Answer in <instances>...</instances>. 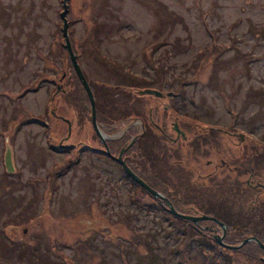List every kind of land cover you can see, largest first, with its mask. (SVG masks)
I'll return each mask as SVG.
<instances>
[{
    "label": "rangeland",
    "instance_id": "374dc122",
    "mask_svg": "<svg viewBox=\"0 0 264 264\" xmlns=\"http://www.w3.org/2000/svg\"><path fill=\"white\" fill-rule=\"evenodd\" d=\"M68 6L72 44L90 83L111 86L108 92L92 89L108 149L117 155L131 147L130 168L145 179L152 173L154 181L144 180L157 183L152 187L179 212L203 213L186 191L222 197L235 181L245 204L258 199L263 206L264 0H69ZM63 8V0H0V264H148L152 254L160 264H226L218 246L200 249V242L185 237L175 226L178 219L163 213L164 198H158L160 209L145 187H132L121 163L89 153L80 157L82 146L103 143L90 98L71 72ZM96 36L97 59L89 44ZM215 42L225 48L213 51ZM127 72L142 79V86L143 78L154 79L144 88L168 97L139 98L137 89L121 90ZM118 84L120 91L112 88ZM112 94L122 97L123 112L129 103L162 129L156 167L148 170L147 159L134 155L138 145L132 140L147 118L131 107L129 116L100 119L98 100L106 103ZM62 143L77 148L67 155ZM161 187L177 193L176 201ZM202 224L203 232L216 226ZM215 228L228 244L223 227ZM184 240L191 251L181 257L172 249L184 247ZM238 249L230 252L232 264H262L245 245Z\"/></svg>",
    "mask_w": 264,
    "mask_h": 264
},
{
    "label": "trees",
    "instance_id": "16d2710c",
    "mask_svg": "<svg viewBox=\"0 0 264 264\" xmlns=\"http://www.w3.org/2000/svg\"><path fill=\"white\" fill-rule=\"evenodd\" d=\"M99 39L100 38L98 36H96L95 38H93L89 42V44L92 45V50H91L92 53H90L92 58L97 59V57L99 56V54L94 53V50H96V48L98 47L96 45V42L94 43V40L98 42ZM71 40L73 41L72 36H71ZM214 44L215 45L213 47V51L215 49H217L218 50L217 52H221L225 48L223 45H220L217 42H215ZM64 46H65V44H64ZM212 46H213V44H212ZM149 50H147L148 53L150 52ZM148 53H146L148 55L147 59L149 60L150 64H153V59L150 56V54H148ZM70 65H71L70 66L71 72L73 73L74 77L78 78L71 60H70ZM106 65H108V68H110L109 70H111V71H115V72H119V73L121 71H125L123 68H120L115 64H106ZM157 71H158L157 72L158 74L163 76V74H162L163 72H162L161 68L157 67ZM127 73H128V76H126L125 79L129 82L123 83L124 89H121V90H124V91H127V89L131 91L135 88H141L142 89L147 84V82L152 83L154 80V79H152V81H148L147 79L143 78V82H145L146 84L143 83L144 86H142L140 84L141 83L140 81H142V79H140L139 77L135 76L134 74H132L130 72H127ZM67 76H68V74H67ZM129 76L133 77V78L130 79ZM80 83H81V81H80ZM90 84H91L92 89L96 93L98 92L96 89L108 92V89L110 87V90H111V86L103 83V81H94L93 80ZM112 88L117 90V91H120V89H118V88H122V87L120 86L117 88L115 86ZM138 97L143 98L142 95L141 96L138 95ZM156 97H158V96H156ZM110 98H111V99H109L110 101L109 100L105 101L106 103H103L101 100H98L99 105H97V106H98L99 113L101 114V117H100L101 120H104V122H106V121H108V118L112 119V116L114 118H118L121 115H123L122 117L129 116L128 115L130 113L129 108H131V107L133 108V106H130L129 103H126L127 106L124 107L125 109L123 112L122 107H123L124 103H122V97L119 95H116V94H112V96H110ZM133 110L134 111H132V112L136 113L138 115V117H140L141 119L147 118V121H144L145 126H146V130L143 133V135L140 138H138V140L135 142V145H138V148H137L138 151H134V155L136 154L137 158H139V156L145 157L147 159V163L145 162L144 166L146 168V166H148V163H149V166L147 169L150 170V168L157 166V164L155 162H153V159L156 158L155 161H157V159L162 154V152H160L158 150V148L162 145L163 140L161 138L164 135L162 134L161 128L158 127L154 123L151 116L146 117V116L142 115V113H143L141 111L142 109H140V111H139V109H137L135 107V108H133ZM106 112H108L107 113L108 115L105 118V115L103 116V114ZM109 112L111 113V115L109 114ZM119 114H121V115H119ZM144 139H148L147 140L148 141V148H144V146H143L144 142L142 140H144ZM260 142H262V141L260 140ZM263 146H264V142H263ZM142 149H145V152H143ZM132 158H133V156H132ZM159 159L161 160V158H159ZM160 160H159V162H160ZM126 176H127V178L129 177L128 174H126ZM147 177H148V178H146L147 180L144 177L143 178L148 183H150L148 180H150L151 182L155 180L152 176V173H150V172H149ZM246 183H247V181H246ZM156 185H157V183L154 185L152 184V186H156ZM232 185H235V187H231ZM247 185L249 186L248 183H247ZM238 186H239V183L237 181L230 184L227 187V191H223V193L225 192V194H222V197H217L216 193L212 194L211 191H205V190L199 191V189L196 190L195 188H192V189L186 191L185 196L187 199H190L191 201H194L195 203H197V206L201 209V211H203L202 214H208L210 216H214L218 220H220L226 224V226H227L226 235H225L226 242H229L230 244L236 245V244H238L237 242H241L245 238L255 236V237H258L264 243V205L259 206L260 201L258 199H255L252 204H245L244 203L245 200H243V198L240 197L241 194L239 193L240 189H238L239 188ZM137 188H138V186H137ZM188 188H190V187H188ZM228 188H230V189H228ZM161 189L166 194H168L169 197L172 196L171 200L174 199V196H177L176 195L177 193L176 194L170 193L168 190H164L163 187H161ZM144 190L149 193V191L146 188H144ZM147 192L145 193L146 196L148 195ZM232 193H234L236 197H234L232 195ZM149 194L152 196V198L156 199V201H158L160 203V207H158V208L161 209V206L163 207V205L161 204V200L158 199L159 197H155L151 193H149ZM201 194L206 195V197L204 199H201L202 197H204V196H202L200 198ZM210 198H211V200L213 199L214 205L208 204V200ZM217 198L221 199V201H220L221 206L215 204V201L218 200ZM166 205H165V207L162 208V209H164L163 213L164 214L169 213V214H171V215H169V217L173 216V217H176L178 219V221L175 222V224H176L175 226H178L180 228V230H185V232L184 231L183 232L185 234V237H187V239H189L190 241L200 242L201 244L199 243V248L200 249L202 248L204 250L210 246L214 247L216 249V247L218 246L219 249L218 250L216 249V250L219 254L222 255L221 257L223 260H225L226 264H232L233 262H235V260L233 258L234 256L230 252L238 251V250H239V252H241V249L237 250V249H232V248H225L217 242V239L215 238L214 233H216V234L219 233V231H218L219 229L215 228L218 226L220 227V225L218 223H216L213 220H203V221H200L199 223L190 222L188 220H185L183 218H180V217L173 215L170 212V210L167 208ZM257 205L259 206V208L256 207ZM147 206L149 208L152 207V205H147ZM204 212H206V213H204ZM207 221L211 222V224H214L216 226L209 228L210 232H203L200 229H205L206 226H205V224L203 225L202 223L207 222ZM185 223H186V225H185ZM195 235H197V237ZM184 243H185L184 247H180V248L174 247L172 249L175 254L180 255L181 257L186 256L188 254L189 250L191 251V248H189V246L187 245L185 240H184ZM245 247H247V249L249 251L252 250V252H251L252 255L258 256L260 262L262 264H264V257H263L264 256V249L257 242L250 241V242L245 244ZM214 254L216 255V253H214ZM218 255H216V256H218ZM157 258H158V256L156 254H152V255L148 256L149 261L147 263L148 264H160V260ZM206 262L209 264L211 263L210 260H208ZM218 264H225V263H222L220 261Z\"/></svg>",
    "mask_w": 264,
    "mask_h": 264
},
{
    "label": "water",
    "instance_id": "95a60500",
    "mask_svg": "<svg viewBox=\"0 0 264 264\" xmlns=\"http://www.w3.org/2000/svg\"><path fill=\"white\" fill-rule=\"evenodd\" d=\"M63 10L61 12V17L63 19V34H64V38H65V41H66V47L68 49V52H69V55H70V58H71V61H72V64L75 68V71L77 73V76L78 78L80 79L82 85L84 86L89 98H90V101H91V104H92V122H93V125L97 131V133L101 136V139H102V142L105 144V147L107 149V153L111 156L112 153L110 152V150L108 149V144L107 142L105 141L103 135H102V131L100 130L99 126H98V123H97V112H96V101H95V97H94V93H93V90L91 88V85L90 83L88 82L87 78H86V75L78 61V57H77V54L75 53L74 49H73V46H72V43H71V39H70V36H69V21H68V17H67V14H68V0H63ZM66 76V73L63 74V77L61 78V81L63 80V78ZM62 88V85H58V91H60ZM139 94L141 95H144V94H150V95H155V96H158V97H161L163 95V92L158 90V89H154V88H147V89H142V90H139L138 91ZM53 113L56 115V112L53 111ZM176 126H175V129L178 133H181L183 136H185V132L180 130L177 126V123H175ZM71 132V131H70ZM131 146V145H129ZM126 151V149H123L119 156H114L117 161L119 163H121L123 165V167L126 169V171L129 173V175L132 176L133 179H135L138 183H140L142 186H144L149 192H151L155 197H161V198H164L168 204V207H169V210L172 214L178 216V217H181V218H184L186 220H189V221H192L194 223H198L202 220H213L217 223H219L223 228L224 230L226 229V225L218 220L216 217L214 216H210L208 214H200V215H194V214H185V213H182V212H179L174 206L173 204H171V202H169L168 198L162 194L161 192L157 191L156 189H154L151 185H149L144 179H142L138 174H136L131 168L130 166L127 164L126 160L123 158V153ZM6 164H7V168L12 171L13 170V163H12V157H11V150L10 148H8L7 150V153H6ZM264 187V185H263ZM225 234V233H224ZM218 241L228 247V248H234V249H238L240 247H242L243 245H245L246 243L250 242V241H255L257 242L263 249H264V243L258 238V237H255V236H251V237H248V238H245L239 245H233V244H226L223 242L222 238L223 236H216Z\"/></svg>",
    "mask_w": 264,
    "mask_h": 264
},
{
    "label": "flooded vegetation",
    "instance_id": "af4514ba",
    "mask_svg": "<svg viewBox=\"0 0 264 264\" xmlns=\"http://www.w3.org/2000/svg\"><path fill=\"white\" fill-rule=\"evenodd\" d=\"M126 76H128V73H126ZM117 88L118 87H120V85L118 84L117 86H116ZM137 89V91L139 90V89H141V88H135V90ZM136 91V92H137ZM165 96H167L168 97V95H166V94H164L163 96H162V98H164ZM143 124H144V130H142L139 134H137V136L132 140V142H133V144L138 140V138H140L142 135H143V133L145 132V130H146V126H145V122H143ZM162 130V129H161ZM67 141V140H66ZM103 143V142H102ZM64 144V143H63ZM65 145V144H64ZM109 145V144H108ZM66 147H64V149H65V152H66V154L67 155H69L70 153H73L72 152V150H74V149H76L77 147H74V145H65ZM106 147H105V144L103 143V148H99V147H93V146H82V148L80 149V152H79V154H80V157L82 158L83 157V155H84V153H89V154H91L92 156H94V155H97L98 157H104V156H106L107 158H109L110 160H112L115 164H120L118 161H117V159L114 157V156H119V154H120V152H119V154H114L112 151H111V148H110V146H109V149H110V152L112 153V155L113 156H111V155H109L107 152H106V149H105ZM131 148V147H130ZM130 148L128 149V150H126L124 153H123V158L126 160V162L129 164V158H131L130 157V155L128 154V151L130 150ZM63 149V150H64ZM133 160V159H132ZM132 163H133V161H132ZM222 166H226V167H228V170L229 171H232V169L233 168H230L229 167V165H228V163H226L225 161H223L222 162ZM234 167H237V168H239L237 165L236 166H234ZM86 170L87 168H86V166L84 165L83 166V168H82V170ZM126 172V171H125ZM136 172V171H135ZM139 176H140V174L138 173V172H136ZM82 174H84V175H81L82 176V180H87V181H89V177H88V179H87V177H86V174L85 173H83L82 172ZM128 174V173H127ZM129 175V174H128ZM142 177V176H141ZM143 178V177H142ZM129 181H131V185H132V187H135V188H137V186L138 185H141V184H139V183H137L133 178H132V176H130L129 175V177L127 178ZM144 179V178H143ZM247 183L251 186L252 185V183H251V181H247ZM86 184H88V187H87V189L88 190H92L93 189V185H94V183H93V181H91V182H89V183H86ZM259 184H261V183H259ZM258 184V187L259 186H261V185H259ZM252 186H255V188L256 189H258V187H256V185H252ZM263 187V186H262ZM226 228H227V226H226ZM225 235H226V231H225Z\"/></svg>",
    "mask_w": 264,
    "mask_h": 264
}]
</instances>
